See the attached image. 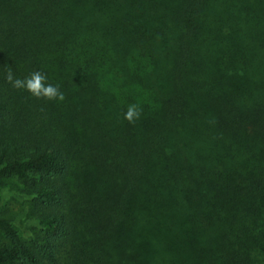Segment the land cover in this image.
I'll use <instances>...</instances> for the list:
<instances>
[{"label": "trees", "instance_id": "1", "mask_svg": "<svg viewBox=\"0 0 264 264\" xmlns=\"http://www.w3.org/2000/svg\"><path fill=\"white\" fill-rule=\"evenodd\" d=\"M8 183L0 264H264V0H0Z\"/></svg>", "mask_w": 264, "mask_h": 264}, {"label": "clouds", "instance_id": "2", "mask_svg": "<svg viewBox=\"0 0 264 264\" xmlns=\"http://www.w3.org/2000/svg\"><path fill=\"white\" fill-rule=\"evenodd\" d=\"M6 80L12 85V87L23 88L37 98L44 97L49 100L56 99L60 101H63L64 99V95L59 91V88L51 84H47L46 76L41 72H34L29 78L21 80L14 79L12 72L9 71L6 76ZM139 116L140 112L135 105H130L125 113V119L129 122H132L134 119H138Z\"/></svg>", "mask_w": 264, "mask_h": 264}, {"label": "rangeland", "instance_id": "3", "mask_svg": "<svg viewBox=\"0 0 264 264\" xmlns=\"http://www.w3.org/2000/svg\"><path fill=\"white\" fill-rule=\"evenodd\" d=\"M0 187H1V185H0ZM3 188H5L6 193H12V195H11L12 198H8L9 196L3 197L0 194V207H6V208L10 209L11 211H15V213H17L19 208H20L19 204H22L21 202L23 200H22V197L20 196V193H18V190H17L15 184L8 183Z\"/></svg>", "mask_w": 264, "mask_h": 264}]
</instances>
